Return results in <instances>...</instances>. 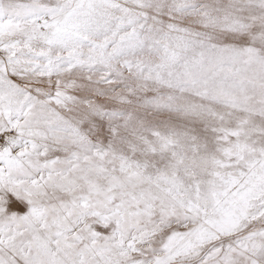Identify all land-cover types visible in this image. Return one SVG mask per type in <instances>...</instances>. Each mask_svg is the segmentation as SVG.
Segmentation results:
<instances>
[{"label": "snow or ice", "instance_id": "obj_1", "mask_svg": "<svg viewBox=\"0 0 264 264\" xmlns=\"http://www.w3.org/2000/svg\"><path fill=\"white\" fill-rule=\"evenodd\" d=\"M0 264H264V0H0Z\"/></svg>", "mask_w": 264, "mask_h": 264}]
</instances>
